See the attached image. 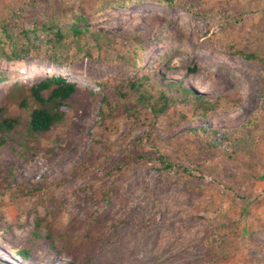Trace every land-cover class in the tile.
I'll return each mask as SVG.
<instances>
[{
    "label": "rangeland",
    "instance_id": "rangeland-1",
    "mask_svg": "<svg viewBox=\"0 0 264 264\" xmlns=\"http://www.w3.org/2000/svg\"><path fill=\"white\" fill-rule=\"evenodd\" d=\"M168 1L0 0V20L10 14L4 25L15 31L35 20L67 30L81 17L90 30L114 36L100 59L71 66L51 63L43 45L22 60H0L8 79L0 82V107L22 120L15 102L4 100L13 82L30 86L61 74L79 88L63 121L28 143L31 158L12 143L0 149L1 167L11 170L9 182L0 180L1 264H73L78 245H93L86 264H264V108L257 109L264 0ZM130 33L145 41L143 50L122 36ZM230 46L254 51L261 66ZM129 82L166 91L167 114L153 119L136 106L134 116L119 108L101 120L103 98L133 104ZM177 82L190 92L162 86ZM195 97L212 108H195ZM149 128L157 154L130 160L132 147L150 148L140 141ZM192 128L217 134L189 137ZM235 131L253 145L230 151L221 134ZM205 139L209 146L201 147ZM159 154L169 169L161 170ZM206 225H224L210 251L202 244ZM48 235L64 250H50ZM215 250L226 258L214 260Z\"/></svg>",
    "mask_w": 264,
    "mask_h": 264
},
{
    "label": "trees",
    "instance_id": "trees-1",
    "mask_svg": "<svg viewBox=\"0 0 264 264\" xmlns=\"http://www.w3.org/2000/svg\"><path fill=\"white\" fill-rule=\"evenodd\" d=\"M169 2L168 0H163ZM10 14L2 16L0 20V60L16 61L27 58L32 54H36L40 50V46H44V57L54 64H61L65 66L75 65L83 59L98 60L101 53L106 52L114 43V36L106 34L101 31H93L86 25L85 19L81 17H74L73 22L68 26L67 30H61L56 23L47 22L41 23L36 20L31 29L18 28L17 31L4 25L9 21ZM16 20V14H13ZM138 33H130L122 35L126 40L131 42V45L143 50L146 46L145 41H141ZM139 36V37H138ZM90 40L92 45L89 46L86 41ZM148 40V39H147ZM229 47V46H228ZM231 47V46H230ZM229 53L238 56L244 60L256 63L259 67L262 60L254 51H244L242 48H233ZM136 63L132 62L131 66ZM7 77L0 72V82L7 81ZM166 89H171L173 93L182 92L188 94L190 92L181 82L166 83L162 85ZM129 89L136 91L137 95L134 98L132 105H112L103 98L102 103L104 110L99 113V118L112 117L118 115L120 108L121 112L134 116L136 106L147 109L153 119L158 116H165L171 106V98L166 91L159 89L152 93L143 90L140 85L134 82L128 83ZM79 92L76 83L61 74H47L37 82L26 86L18 81L13 82L4 97L5 103L15 102L18 109L25 114V119L22 120L18 116H13L6 110V105L0 107V149L9 144L17 145L19 147V154L25 160L31 158L30 147L28 143L35 141L37 137L47 133L56 125L61 123L64 119L65 112L70 106V102ZM195 108L207 111L212 108L213 104L203 98L195 97ZM264 108V76L263 86L260 92L259 101L257 105L258 110ZM245 126V125H243ZM22 128V133H18V128ZM189 137H197L199 133L217 134L216 130L205 128H192L188 131ZM221 139L225 142V146L234 151L237 148L244 146H252L254 139L245 135L240 131H235L234 134L224 132L221 134ZM248 139V143L247 140ZM143 144L150 148L143 151H138V148L132 147L129 150V159H142L145 155L152 159L153 154H157V148L151 139V128L141 137ZM209 146L206 139L201 144V147ZM250 149L244 151L247 160L250 161ZM166 156L159 154L156 160L161 164V170L170 168L167 164ZM11 170L8 167H1L0 165V180L9 182ZM224 225L212 227L206 225L204 228V240L202 244L210 251L212 247V240L220 235L221 229ZM46 237L47 245L50 250L58 251L55 240L52 236ZM75 251L72 254L73 264H86L93 254V245L84 247L83 245L74 246ZM14 253L25 260L29 254L26 250H14ZM213 259H225L226 253L220 251H213ZM1 264V262H0Z\"/></svg>",
    "mask_w": 264,
    "mask_h": 264
}]
</instances>
